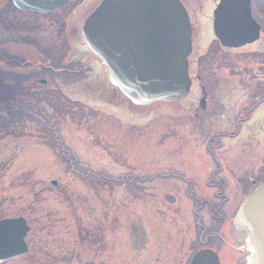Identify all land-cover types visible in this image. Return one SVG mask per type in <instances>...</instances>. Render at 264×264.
I'll list each match as a JSON object with an SVG mask.
<instances>
[{
    "label": "rangeland",
    "instance_id": "1",
    "mask_svg": "<svg viewBox=\"0 0 264 264\" xmlns=\"http://www.w3.org/2000/svg\"><path fill=\"white\" fill-rule=\"evenodd\" d=\"M211 1L185 3L194 27L193 81L179 102L131 105L103 79L91 52L76 42L75 68L87 63L88 75L81 77L91 80L75 87L74 98L84 105L59 99L56 109L47 110L60 118L57 140L62 153L54 144H31L35 135L30 130L0 139V218L27 207L41 216L37 237H30L35 246L31 255L37 259L4 264H166L171 254L189 258L201 247L196 243L198 230L191 215L195 201L188 199L189 190L199 201L220 204L226 198L223 214L228 213L229 220L234 216L240 198L233 193L215 198L214 192L222 188L217 186L221 171L216 170L231 160L230 146L237 140L229 135L240 139L254 124L238 120L244 91L249 83L261 86L257 93L264 91V0L252 4L259 14L255 19L262 31L260 41L231 56L199 32L195 16ZM79 12L76 25L82 22ZM195 76L208 92L205 110L197 116L200 94ZM95 90L101 92L93 97ZM18 106L16 102L13 107ZM41 137L50 140L47 134ZM66 159L75 162L73 170ZM50 181L57 186L51 187ZM207 181L213 183L211 188ZM198 214L207 228L214 225L204 210ZM168 241L174 247H166ZM221 246L218 254L229 253L224 243Z\"/></svg>",
    "mask_w": 264,
    "mask_h": 264
},
{
    "label": "flooded vegetation",
    "instance_id": "2",
    "mask_svg": "<svg viewBox=\"0 0 264 264\" xmlns=\"http://www.w3.org/2000/svg\"><path fill=\"white\" fill-rule=\"evenodd\" d=\"M101 1L64 0L61 9L50 13H38L18 9L13 0H0V69L6 73L4 76H7L11 69L15 71V76L20 75V78L0 77V98L5 102L3 108L7 109L6 111H0V121L2 119L3 125L6 126L0 130L1 132L5 133L10 129L13 132L19 133L21 131L27 133V130H30L35 135L31 144L43 143L39 134L43 129L42 123H36L33 119L40 118L39 116H42L44 113L47 115V107L58 102L59 99L73 101L75 87L78 88L81 85L79 83L86 84L91 81H86L84 77L78 80L74 78L76 74L79 75L84 71L86 63L80 62L77 66V72L74 70L76 42L79 40L81 45L85 46L82 43L83 41H80L82 40V38L80 39L81 27L79 29V24L73 25V20L78 14L79 8H91L89 12L84 11L85 15H81V17L86 18ZM180 1L186 6L185 3L191 0ZM254 2V0H251V6L252 4L254 5ZM217 4L218 1L216 0L204 4L202 11L195 16L197 22L200 23L199 32L211 36L213 41H215L212 26L213 11ZM215 44L218 45L216 41ZM220 49L228 51V56H231L242 48L234 50L220 47ZM92 57L98 63L103 74V79L105 78L108 82L105 67L94 56ZM202 57L200 56L199 59ZM201 81L199 76H195V82L197 83L196 91L200 94L198 101L204 96L206 100L208 98V92L204 89V85L200 84ZM234 85V81H232V86ZM237 87L240 88V91L242 86ZM260 87V85L249 83V87L246 90H248L247 92H251V94L247 97L245 90L244 97L239 103L238 112L241 116L238 117V120L243 124H246L247 121L254 122V124L247 130L246 135L240 139V135H229L235 138L237 143L235 146H230V162L226 164L223 170L221 168L216 170L217 172L221 171L217 186L222 187L217 192H214L216 199L223 193H233L234 197L240 198L241 201L264 183V116H260L261 113H264V91H260L261 93L255 91ZM114 90L116 91V89ZM105 91L109 93L107 90ZM99 92L101 90H95V94L92 96L95 97L96 93ZM93 100L97 101L96 98ZM16 102L17 105L23 108L20 111L10 110V105ZM194 112L197 116L199 111L196 108ZM13 117H20L21 119L19 123L14 121L15 125H17L15 127H11V119ZM35 123L36 125H34ZM168 177H170L169 172L166 175V179ZM190 182L183 183L188 186L189 184L187 183ZM207 183V187L211 188L213 183L210 181H207ZM186 192L188 199L195 201L191 215L195 219L193 220V225L196 231L198 230L196 243L201 245L200 248L195 250L193 255L200 250L220 251L222 243L225 246H229L223 236L230 221L227 219L228 213L223 214L225 212L223 203H225L226 198L223 197V202L217 204L214 201H199L195 195V191L189 190ZM37 193L40 192L36 190L35 195ZM200 210H204L207 213L206 215L210 216L212 223H214L211 228H207L202 222V217L198 214ZM5 218H22L30 228V232L25 238L28 252L19 259H37L36 254L31 255L32 246H35L30 242V237L32 235L37 237L38 234L36 232L39 229L38 226L41 225V216L34 210H31L30 207H27L26 210L17 213L13 217H2L0 220ZM176 219L178 218L176 217ZM181 220L182 217H180L178 222ZM166 224L170 225L169 222ZM166 247H174V245H170V241H168ZM229 248L231 249V247H228V251ZM193 255L186 258L182 257V255L171 254L166 257V264H190ZM218 257L220 264H235L239 259L238 255L230 253L221 254Z\"/></svg>",
    "mask_w": 264,
    "mask_h": 264
},
{
    "label": "water",
    "instance_id": "3",
    "mask_svg": "<svg viewBox=\"0 0 264 264\" xmlns=\"http://www.w3.org/2000/svg\"><path fill=\"white\" fill-rule=\"evenodd\" d=\"M19 1L16 5L22 9L48 12L59 9L64 0H28L20 6ZM249 3L220 0L214 33L222 46L238 48L258 39L259 27L250 17ZM82 34L106 66L111 84L133 105L178 102L188 95L192 30L178 0H103L86 20ZM199 107L204 109V100ZM27 232L22 219L0 221V263L25 254ZM230 236L243 256L240 264H264V184L241 203ZM190 264L220 263L213 252L204 250Z\"/></svg>",
    "mask_w": 264,
    "mask_h": 264
}]
</instances>
